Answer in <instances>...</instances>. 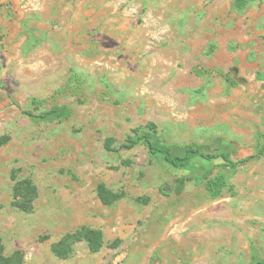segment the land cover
I'll list each match as a JSON object with an SVG mask.
<instances>
[{"label":"rangeland","instance_id":"374dc122","mask_svg":"<svg viewBox=\"0 0 264 264\" xmlns=\"http://www.w3.org/2000/svg\"><path fill=\"white\" fill-rule=\"evenodd\" d=\"M57 106L65 118L35 115ZM30 114H33L31 116ZM156 124L174 155L255 154L264 144V0H0V235L27 264H255L264 259V155L238 168L192 157L182 168L148 146L121 147ZM113 137L117 151L107 150ZM209 170L211 198L179 178ZM31 177L34 209L14 206ZM105 183L124 196L105 205ZM82 226L69 258L52 245ZM117 245L114 246V244ZM255 255V257H253Z\"/></svg>","mask_w":264,"mask_h":264},{"label":"trees","instance_id":"16d2710c","mask_svg":"<svg viewBox=\"0 0 264 264\" xmlns=\"http://www.w3.org/2000/svg\"><path fill=\"white\" fill-rule=\"evenodd\" d=\"M30 115L33 116V114ZM69 115L70 110L68 108L64 106H57L33 117L40 120H52L57 117L65 118ZM8 140L9 137L6 136L2 141H0V144H4ZM113 142V137H108L106 139L105 147L107 150H118L112 145ZM140 143H144L148 146L151 157L161 154L168 164L177 168H182L188 165L192 157L195 155L210 161L222 159V163L219 164V166H227L235 169L245 165L254 158H259L264 155V144L258 148V151L255 154H251L241 159H234L232 152L229 150H221L217 153H208L195 146H188L184 155H174L172 147L163 142L160 136L157 135L155 123H150L147 129H143L141 127L132 129V133L126 137V140L121 147L132 149ZM12 179L14 180V206L23 211L31 212L34 209L35 201L39 195L37 184L31 177L19 179L14 174ZM189 180H194L197 184L203 183L207 194L211 198L220 197L224 193L225 189L230 186L228 175L223 171L214 173V170H209L203 175L179 178L181 183H185ZM97 192L100 200L105 205H112L124 196L123 192L114 191L103 182L98 185ZM83 239L87 242L88 247L93 252L99 251L104 244L103 231L101 229L82 226L76 231L68 232L58 241L54 242L52 245V251L59 258H69L73 252L76 242ZM117 243L118 242H116L114 246L117 245ZM253 257H255V255H253ZM0 264H27L21 250H15L11 254L6 253L5 244L1 235ZM255 264H264V259L257 261Z\"/></svg>","mask_w":264,"mask_h":264}]
</instances>
